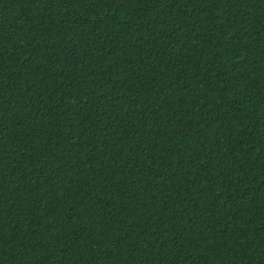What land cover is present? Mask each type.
Masks as SVG:
<instances>
[{
	"label": "trees",
	"instance_id": "trees-1",
	"mask_svg": "<svg viewBox=\"0 0 264 264\" xmlns=\"http://www.w3.org/2000/svg\"><path fill=\"white\" fill-rule=\"evenodd\" d=\"M0 264H264V0H0Z\"/></svg>",
	"mask_w": 264,
	"mask_h": 264
}]
</instances>
